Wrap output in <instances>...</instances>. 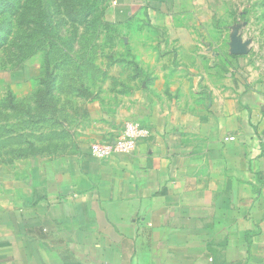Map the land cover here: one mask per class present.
Wrapping results in <instances>:
<instances>
[{"label":"crops","instance_id":"crops-1","mask_svg":"<svg viewBox=\"0 0 264 264\" xmlns=\"http://www.w3.org/2000/svg\"><path fill=\"white\" fill-rule=\"evenodd\" d=\"M199 4L109 0L147 18V83L85 104L66 150L0 161V264H264V24L217 40L177 22ZM133 120V152L91 154Z\"/></svg>","mask_w":264,"mask_h":264},{"label":"rangeland","instance_id":"rangeland-1","mask_svg":"<svg viewBox=\"0 0 264 264\" xmlns=\"http://www.w3.org/2000/svg\"><path fill=\"white\" fill-rule=\"evenodd\" d=\"M199 2L177 22L212 23L217 40L244 10L249 25L264 24V0ZM108 3L0 0V161L66 150L85 104L147 83V18L107 23Z\"/></svg>","mask_w":264,"mask_h":264},{"label":"built area","instance_id":"built-area-1","mask_svg":"<svg viewBox=\"0 0 264 264\" xmlns=\"http://www.w3.org/2000/svg\"><path fill=\"white\" fill-rule=\"evenodd\" d=\"M149 128L138 121H128L122 133L109 141L94 142L91 144V154L99 159L112 157L116 154L133 152L139 141L149 136ZM234 136H228L225 140H232Z\"/></svg>","mask_w":264,"mask_h":264},{"label":"trees","instance_id":"trees-1","mask_svg":"<svg viewBox=\"0 0 264 264\" xmlns=\"http://www.w3.org/2000/svg\"><path fill=\"white\" fill-rule=\"evenodd\" d=\"M106 13V12H105ZM107 23H109V21L106 19Z\"/></svg>","mask_w":264,"mask_h":264}]
</instances>
